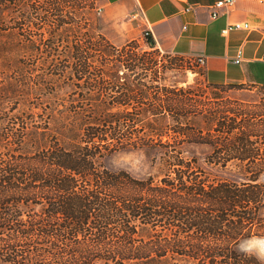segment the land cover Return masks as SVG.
<instances>
[{
	"label": "trees",
	"instance_id": "16d2710c",
	"mask_svg": "<svg viewBox=\"0 0 264 264\" xmlns=\"http://www.w3.org/2000/svg\"><path fill=\"white\" fill-rule=\"evenodd\" d=\"M56 24L64 31L16 40L22 50H9L0 37V112L16 120L7 128L0 117L2 262L254 264L234 245L252 236L264 206V107L232 103L221 92L202 98L191 87L155 79L138 85V100L131 84L125 97L89 96L117 91L122 66L156 76L161 68L187 67L161 63L149 30L150 50L140 54L134 41L111 45L92 22ZM12 52L42 55L52 74L35 75L36 66L27 71L25 61L16 60L18 74L2 75ZM225 85L210 82L214 89ZM66 87L84 96L49 106L30 101L37 93L60 96ZM179 138L210 144L204 163L240 178L213 177L198 157L163 144ZM159 143L165 147L161 177L140 178L104 163L119 150Z\"/></svg>",
	"mask_w": 264,
	"mask_h": 264
},
{
	"label": "rangeland",
	"instance_id": "374dc122",
	"mask_svg": "<svg viewBox=\"0 0 264 264\" xmlns=\"http://www.w3.org/2000/svg\"><path fill=\"white\" fill-rule=\"evenodd\" d=\"M105 0H0V37L6 42V47L9 50H22V46L17 48L14 44L18 39H37L42 35H49L51 32L64 31L62 26L57 28V22H65V26H70L72 22L89 23L92 22L97 29L100 30V18L101 14L98 13L97 8L103 7ZM103 34V33H102ZM106 37V36H105ZM111 45L117 48H122L131 41L136 42L137 48L135 52L140 54L146 53L150 50L144 37H138L123 45H118L108 39ZM33 48V47H31ZM30 50L29 48H26ZM69 50V49H68ZM23 53V52H21ZM12 61L10 66L6 69H1L2 75L18 74V67L16 60H23L26 63L24 69L31 71L30 66H36L35 75L43 74L42 76H50L52 74V66L46 65L42 62L43 56L38 54L37 56L25 57L19 53H10L9 56ZM147 57H151L148 55ZM50 58V57H49ZM53 59H56L55 57ZM161 63H166L168 66L175 65L176 63L184 64L187 69H162L157 74L149 72L147 75L141 69L132 71L131 69L122 66L119 70L122 78L120 79V88L117 91H96L99 93L90 92L89 96L98 97L104 100H109L117 97H125L128 91L125 89L128 84H131L135 90L131 93V97L138 100L141 97V90H138V85L142 86L143 83L153 82V80H161L162 83L171 86L176 84L177 86L191 87L192 90L199 94H203L202 98L208 99L212 96L213 92H221L226 98L230 99L233 103L235 100L242 101L249 107H264V86H258L256 84H238V85H225L220 89H214L210 86V82L205 75L204 67L198 66L193 62L192 58L178 55L176 53L163 52L159 55ZM30 74V72H29ZM33 74V75H34ZM134 83H132V82ZM156 82V81H155ZM70 84V81H69ZM89 85L91 83H88ZM94 84V83H93ZM67 89V90H66ZM66 92L60 96H48L46 93L32 94L29 98L31 103L44 102V106L48 105L49 101H62L64 99L82 98L84 95L79 91L73 92L70 87H66ZM232 105V104H231ZM1 118H6L7 128H11V125L16 121L11 112H0ZM9 120V122H8ZM26 121V120H24ZM200 126L203 130L204 122L202 118L199 119ZM164 138V140H166ZM160 145L151 148H126L110 154L104 159L106 166L112 170H126L130 174L136 177H146L150 174L161 177L166 172V167L163 164L164 158L161 152L164 145L168 144L173 146H181L185 151L186 156L194 155L201 160L204 170H208L213 174V177L235 179L240 178L237 173H231L226 171L222 167H209L204 163V158L212 151V146L204 142H189V140L183 141L182 139H172L168 143H159ZM260 181L264 184V173L262 174ZM259 225L255 226L251 237H264V206L260 210ZM251 237H242L235 243V249L241 240ZM243 255V254H242ZM0 264H4L0 259ZM93 264H105L104 260L99 259L93 262ZM183 264H187L184 262ZM254 264H260L259 261H255Z\"/></svg>",
	"mask_w": 264,
	"mask_h": 264
},
{
	"label": "crops",
	"instance_id": "0c3cea01",
	"mask_svg": "<svg viewBox=\"0 0 264 264\" xmlns=\"http://www.w3.org/2000/svg\"><path fill=\"white\" fill-rule=\"evenodd\" d=\"M217 0H105L100 29L118 45L149 30L163 52L204 56L209 82L264 86V0H236L212 17ZM236 22L249 28L223 29ZM243 50L241 62L235 58Z\"/></svg>",
	"mask_w": 264,
	"mask_h": 264
},
{
	"label": "built area",
	"instance_id": "2783aa9c",
	"mask_svg": "<svg viewBox=\"0 0 264 264\" xmlns=\"http://www.w3.org/2000/svg\"><path fill=\"white\" fill-rule=\"evenodd\" d=\"M236 0H217V2L212 6V17L213 18H217L219 17L223 12L222 9L223 8H227V9H231L235 6ZM97 11L99 14H102L103 11V7H98ZM250 27V23L248 22H236L233 24H229L227 25L224 29H223V33H228L233 29H241V28H249ZM243 58V50L239 49L238 50V54L235 58L236 62H241ZM193 62H195L198 66L200 67H204V65L206 64V58L204 56H197V57H193ZM263 61H264V57H263Z\"/></svg>",
	"mask_w": 264,
	"mask_h": 264
},
{
	"label": "clouds",
	"instance_id": "9594fccd",
	"mask_svg": "<svg viewBox=\"0 0 264 264\" xmlns=\"http://www.w3.org/2000/svg\"><path fill=\"white\" fill-rule=\"evenodd\" d=\"M236 251L246 257H254L260 264H264V237L254 236L241 240Z\"/></svg>",
	"mask_w": 264,
	"mask_h": 264
}]
</instances>
